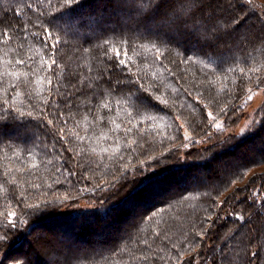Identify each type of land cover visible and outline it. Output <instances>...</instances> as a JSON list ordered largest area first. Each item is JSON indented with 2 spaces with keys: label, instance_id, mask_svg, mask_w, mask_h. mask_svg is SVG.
Returning <instances> with one entry per match:
<instances>
[{
  "label": "trees",
  "instance_id": "obj_1",
  "mask_svg": "<svg viewBox=\"0 0 264 264\" xmlns=\"http://www.w3.org/2000/svg\"><path fill=\"white\" fill-rule=\"evenodd\" d=\"M161 3L0 0V264H264V103L245 133L209 137V113L226 125L264 87V13L183 0L180 23ZM53 222L54 242L5 261Z\"/></svg>",
  "mask_w": 264,
  "mask_h": 264
},
{
  "label": "rangeland",
  "instance_id": "obj_2",
  "mask_svg": "<svg viewBox=\"0 0 264 264\" xmlns=\"http://www.w3.org/2000/svg\"><path fill=\"white\" fill-rule=\"evenodd\" d=\"M245 1L252 7V9L254 7L264 13V0H245ZM241 31H242L241 28L237 30V32H240V33ZM238 37L240 38V36ZM263 103H264V87H259L256 89H252V88L248 89L246 93L244 94L243 98L240 100L236 118H234L231 122H229L228 124L226 123L225 125L224 119L222 118L214 119L212 115L211 116L209 115V120L212 123V131L209 134V137L213 138L215 134H218L222 138V137L229 136V135L237 136V135H241L245 133L250 127H252L258 122L257 112ZM217 125H220V127L217 128ZM182 133H183V138L186 143L185 146L182 148V151H183V150H186L188 146L190 145V143L192 142H191V135L185 127L182 129ZM186 136L188 137V139H185ZM259 138L263 139L264 135L260 136ZM210 141L205 138L198 139L195 141L196 144L194 145L199 148V147L208 145ZM242 146L243 147L239 146L238 148L235 149L234 151L235 155H238V157H242V155H245V154H254L253 148L248 149L249 143L245 142ZM223 159H224L223 155H220L216 159H213V161H211L208 164L212 169L216 168L221 173L227 170V166L224 167L222 163ZM235 159L236 158L234 157L232 158V160L230 161L231 162L230 165L235 164V162H239L237 161V159L236 160ZM204 168L205 166H202V165L191 166L188 169L178 172V174H176V176H178L176 179L179 178V180L181 179L183 180V174H187L188 172L192 174L198 171H204L205 170ZM263 170H264L263 165L262 166L257 165L256 167H254V169H252V172L259 174V172ZM260 192L261 191L256 190L255 195H258ZM93 203L94 201L91 198L90 199H80V201H78V203L75 204V207L73 208H79V207L88 208V207H91ZM134 203L135 201L132 200L126 205V207L128 205L132 207L131 205L132 204L134 205ZM133 208H135V205ZM62 209H64V207L61 208V210ZM105 219L108 220V217H105ZM102 223H104V221ZM51 224H55V222L45 223L44 226H46V229L41 228V229L34 230V232L29 235L30 240H28V245L23 243L19 248H15L13 247L12 243H10L9 245L10 254L8 255V258L5 261H8V260L12 261L14 259H19L21 258V256L30 257L34 253V247H37L39 243H41L44 240H47V242H51V243L54 242V240H56L57 238L58 232L56 230L54 231L47 230V228H49ZM106 225H110V223H107ZM37 234H40V235L39 237H37L38 239L36 241V239L33 237H35V235Z\"/></svg>",
  "mask_w": 264,
  "mask_h": 264
},
{
  "label": "snow or ice",
  "instance_id": "obj_3",
  "mask_svg": "<svg viewBox=\"0 0 264 264\" xmlns=\"http://www.w3.org/2000/svg\"><path fill=\"white\" fill-rule=\"evenodd\" d=\"M121 2L126 6L134 9L139 15L143 16L144 18H151L153 15L159 12L161 7H163L161 0H148L147 3H145L144 0H121ZM182 5H183V0H170V3L168 4V8L172 10L174 18L180 21V23H184V21L181 20V14L175 11V9L177 8V6L182 7ZM4 35L7 36L8 33L5 32ZM48 36L49 38H51L50 32L48 33ZM54 47L55 45H53V48ZM153 47H155V45H153ZM105 55H107V53ZM117 56H119V52H117ZM23 63H24L23 60L20 59L16 60L17 65H22ZM55 63L56 61L54 60L53 64ZM119 64L123 66L126 64V61L124 59H119ZM8 75L17 76V73L12 72V73H8ZM143 103L147 104V101H144ZM104 107H108V105H104ZM209 115L211 116V113H209ZM119 127L120 125L117 124V128ZM219 127L220 125H217V128ZM185 139H188V137L186 136ZM0 239H3V237H0Z\"/></svg>",
  "mask_w": 264,
  "mask_h": 264
}]
</instances>
